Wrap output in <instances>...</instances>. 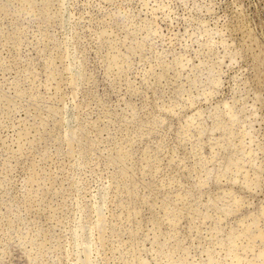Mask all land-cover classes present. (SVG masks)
I'll use <instances>...</instances> for the list:
<instances>
[{"label": "rangeland", "instance_id": "obj_1", "mask_svg": "<svg viewBox=\"0 0 264 264\" xmlns=\"http://www.w3.org/2000/svg\"><path fill=\"white\" fill-rule=\"evenodd\" d=\"M0 264H264V0H0Z\"/></svg>", "mask_w": 264, "mask_h": 264}]
</instances>
